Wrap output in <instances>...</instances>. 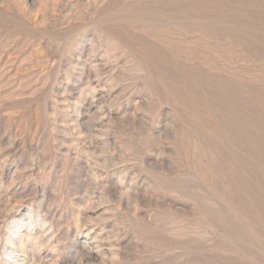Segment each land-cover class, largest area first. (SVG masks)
Masks as SVG:
<instances>
[{
  "label": "rangeland",
  "instance_id": "374dc122",
  "mask_svg": "<svg viewBox=\"0 0 264 264\" xmlns=\"http://www.w3.org/2000/svg\"><path fill=\"white\" fill-rule=\"evenodd\" d=\"M0 264H264V0H0Z\"/></svg>",
  "mask_w": 264,
  "mask_h": 264
},
{
  "label": "bare ground",
  "instance_id": "6f19581e",
  "mask_svg": "<svg viewBox=\"0 0 264 264\" xmlns=\"http://www.w3.org/2000/svg\"><path fill=\"white\" fill-rule=\"evenodd\" d=\"M193 7V6H192ZM158 12V11H157ZM160 13V12H159ZM263 14V13H262ZM253 17V16H252ZM219 29V28H218ZM212 33V32H211ZM218 34V33H217ZM230 34V33H229ZM235 35V34H234ZM255 53V52H254ZM255 61V60H254ZM242 93V92H241ZM249 103V102H248ZM232 113H234V112H232ZM252 124V123H251ZM251 132V131H250ZM220 153V152H219ZM235 162V161H234ZM239 169V168H238ZM256 205V204H255ZM260 214V213H259ZM260 215H262V214H260ZM261 217V216H260ZM40 263V262H39Z\"/></svg>",
  "mask_w": 264,
  "mask_h": 264
}]
</instances>
